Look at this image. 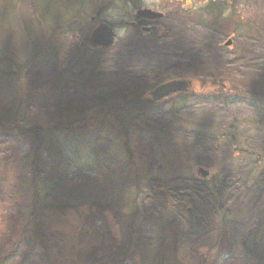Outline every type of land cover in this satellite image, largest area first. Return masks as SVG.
<instances>
[{
	"label": "rangeland",
	"instance_id": "obj_1",
	"mask_svg": "<svg viewBox=\"0 0 264 264\" xmlns=\"http://www.w3.org/2000/svg\"><path fill=\"white\" fill-rule=\"evenodd\" d=\"M46 1L0 0V264H258L232 242L264 219V193L229 199L226 236L180 210L206 208L197 167L221 181L257 157L264 0ZM138 7L164 16L135 28ZM100 23L116 42L92 49ZM170 81L183 99L148 103Z\"/></svg>",
	"mask_w": 264,
	"mask_h": 264
},
{
	"label": "trees",
	"instance_id": "obj_2",
	"mask_svg": "<svg viewBox=\"0 0 264 264\" xmlns=\"http://www.w3.org/2000/svg\"><path fill=\"white\" fill-rule=\"evenodd\" d=\"M44 1L47 2L46 0ZM54 1L56 3L60 2V0H54ZM82 2H84V0H67V2L63 1L62 3L66 5L70 4L73 10L75 11V13L76 11L78 13L80 11L78 10V8L80 7ZM74 4L78 6L75 7ZM44 14H47V11H45ZM75 16L78 17V15ZM11 74H15L18 75V77H20L19 72H12L9 75ZM185 97L189 98L190 96H185ZM148 103H153V102L149 100ZM38 129H40V126H36V127L34 126L32 129L27 130V132L30 134H32V131L36 133ZM258 129L259 131L256 134L250 135L246 141L247 146L250 147L251 149L250 151H252L251 155L252 154L255 155L257 153L256 154L257 157L255 158L251 157L249 153L247 157L248 161H246V163L243 162V164L239 168L238 173L231 172L226 175L221 174L220 176L223 178L221 179V181L220 180L217 181L216 176H211L210 178L207 179L201 178V180H197L196 183L193 186H191L190 189L189 187L186 188L189 189V191H191L192 193H194V196L199 197L206 204V208L204 206L203 207L196 206L191 208L183 207V210H180L181 212H184L186 214L190 225L196 228L197 230H199L200 234L204 233L206 226L205 219L207 221L209 219H213L215 222H217L218 225L222 223V225L220 226L221 228L220 230L223 229L222 233L224 234V236H226L227 229L232 227L235 228L236 226L234 224L236 223V220H234V215H230L228 209L225 207L229 199L232 200L233 198L238 199L241 197L243 198L249 197V199L251 198L253 199V197L256 198L261 193H264V134L260 132L261 131L260 127ZM39 167H40L39 161L36 158V161L34 162L33 172L34 173L36 172L38 174L40 171ZM178 187L181 189L184 188L185 186L178 185ZM178 187L172 186L170 188L171 191L169 192L173 195H176L178 191ZM169 214L170 212H168L167 215L169 216ZM118 219H120V217H118ZM96 220L98 219L96 218ZM100 220L102 223L105 222V219L103 217L100 218ZM263 220L264 219L258 222V226H256L255 230L252 231L250 230L249 232L244 233L241 237L235 238L232 242L233 246L241 248L245 253L255 257L258 256L257 257L258 264H264V262H262L264 255L263 256L259 255V247H258L259 245L264 243V240H261V242L257 241L259 232L261 233L260 231L261 227L264 226ZM119 221L122 224L121 219ZM107 232L108 231L103 229L104 235L107 234ZM222 233L219 232L218 235Z\"/></svg>",
	"mask_w": 264,
	"mask_h": 264
},
{
	"label": "water",
	"instance_id": "obj_3",
	"mask_svg": "<svg viewBox=\"0 0 264 264\" xmlns=\"http://www.w3.org/2000/svg\"><path fill=\"white\" fill-rule=\"evenodd\" d=\"M140 15H143L147 18H159L162 16L161 13H156L151 9H143L139 11ZM148 31V28L146 29ZM115 33L113 28L108 24H101L93 33L90 38L91 45L96 46H111L114 43ZM228 44L232 43V40L227 42ZM185 88V83L181 81H171L160 85L155 91L152 92V95L155 99L170 95L177 90H182ZM199 173L204 176L209 174V171L204 168H199Z\"/></svg>",
	"mask_w": 264,
	"mask_h": 264
},
{
	"label": "flooded vegetation",
	"instance_id": "obj_4",
	"mask_svg": "<svg viewBox=\"0 0 264 264\" xmlns=\"http://www.w3.org/2000/svg\"><path fill=\"white\" fill-rule=\"evenodd\" d=\"M133 22H135V23L137 24V25L135 26V28H139V29H140V27H142L143 25H151L150 22H147V21H145V20H143V19H141V18H137V17L134 18Z\"/></svg>",
	"mask_w": 264,
	"mask_h": 264
}]
</instances>
